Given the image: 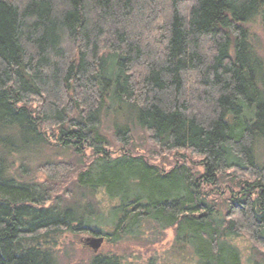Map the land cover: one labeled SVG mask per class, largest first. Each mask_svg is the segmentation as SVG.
<instances>
[{
  "label": "trees",
  "instance_id": "1",
  "mask_svg": "<svg viewBox=\"0 0 264 264\" xmlns=\"http://www.w3.org/2000/svg\"><path fill=\"white\" fill-rule=\"evenodd\" d=\"M256 21L264 0H0V264H58L66 232L116 247L168 229L195 264H264ZM139 131L175 164L136 151ZM53 149L77 157L79 200L52 183L69 163L31 176Z\"/></svg>",
  "mask_w": 264,
  "mask_h": 264
},
{
  "label": "rangeland",
  "instance_id": "2",
  "mask_svg": "<svg viewBox=\"0 0 264 264\" xmlns=\"http://www.w3.org/2000/svg\"><path fill=\"white\" fill-rule=\"evenodd\" d=\"M250 27L251 39L255 47L256 56L264 63V32L258 21L251 24ZM149 43L154 46L153 41H150ZM134 140L137 142V145L140 146L139 149H135L138 152H144L150 156V153H154V149L158 151L152 154L155 163L160 162L166 166H173L175 164V159L171 157V154L162 153L159 151L158 147H155L151 142L148 144L140 131L135 133ZM115 147H117V145H115ZM56 150L57 149H53V151L43 150L40 155L41 157L32 161L34 166L31 176L35 178L38 177L39 179L42 178L41 180L45 179L44 174L36 169L38 163L41 161L54 159L69 163L65 171L56 177L52 183L59 187L57 189L59 194H64V188L69 187L70 192L68 195L71 196L72 200H75L76 198L79 200L81 194L77 191V185L74 182L76 180L75 171L79 164L77 157L71 151L59 153V151ZM116 150L118 151L119 149ZM111 151L115 150L111 149ZM18 159H20V157H17L16 164L12 169L14 174H17L19 170L18 166L20 165V162H18ZM262 161L264 162V155ZM167 168L169 169V167ZM64 178L67 180L65 182L66 186L63 188L60 185L61 180ZM93 201L95 203L97 201L101 206L109 203V199L102 193H98ZM92 236L96 235L89 232H66L61 235V237L56 240L57 246L55 247L58 264H89L91 258L97 253L118 254L122 257V264H195L191 250H182V246L177 245L174 242L175 233L173 229L166 230L164 237L160 238L161 241L156 240V243H152L151 241H124L121 242L120 245L113 247L112 243L105 239L97 253L86 244L87 238ZM235 243L242 251L244 260L246 261L250 253V242L247 239L239 238Z\"/></svg>",
  "mask_w": 264,
  "mask_h": 264
},
{
  "label": "water",
  "instance_id": "3",
  "mask_svg": "<svg viewBox=\"0 0 264 264\" xmlns=\"http://www.w3.org/2000/svg\"><path fill=\"white\" fill-rule=\"evenodd\" d=\"M105 241V236L103 235H96L87 238L86 244L94 250L95 253L101 248L102 244Z\"/></svg>",
  "mask_w": 264,
  "mask_h": 264
}]
</instances>
